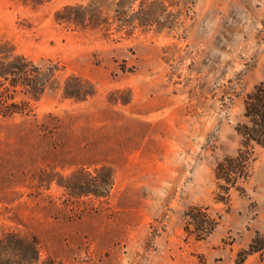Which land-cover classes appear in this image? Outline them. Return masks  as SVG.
I'll return each mask as SVG.
<instances>
[{
    "label": "rangeland",
    "instance_id": "1",
    "mask_svg": "<svg viewBox=\"0 0 264 264\" xmlns=\"http://www.w3.org/2000/svg\"><path fill=\"white\" fill-rule=\"evenodd\" d=\"M262 82L264 0H0V264H234L264 148L228 204L215 169Z\"/></svg>",
    "mask_w": 264,
    "mask_h": 264
},
{
    "label": "trees",
    "instance_id": "2",
    "mask_svg": "<svg viewBox=\"0 0 264 264\" xmlns=\"http://www.w3.org/2000/svg\"><path fill=\"white\" fill-rule=\"evenodd\" d=\"M14 71L15 76H21L24 73V68L15 66ZM25 85L30 87L29 82H25ZM244 106L245 121L236 127L241 137L238 152L236 156H227L219 161L215 169L217 190L214 198L225 204L230 202L233 189L242 191L240 180L245 179L248 175V167L253 160L256 147L264 148V82L258 84L246 95ZM20 112L21 110H18L13 104L3 108L0 103V114L9 116ZM102 183L108 187L113 186L112 174L108 176V180L102 181ZM98 187H102V185L98 184ZM93 194L100 196L98 190H95ZM186 216L188 219L185 226L187 234L190 233L188 229L192 227L196 231L198 239H205L216 227V221L208 214L207 208L191 207ZM252 255L259 256L256 264H264V235L260 232L256 233L247 248L237 253L234 264H245L248 257Z\"/></svg>",
    "mask_w": 264,
    "mask_h": 264
}]
</instances>
